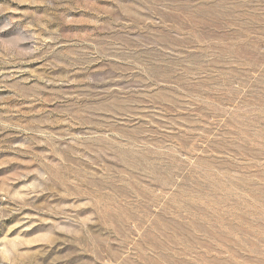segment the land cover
<instances>
[{"label": "rangeland", "instance_id": "rangeland-1", "mask_svg": "<svg viewBox=\"0 0 264 264\" xmlns=\"http://www.w3.org/2000/svg\"><path fill=\"white\" fill-rule=\"evenodd\" d=\"M0 264H264V0H0Z\"/></svg>", "mask_w": 264, "mask_h": 264}]
</instances>
